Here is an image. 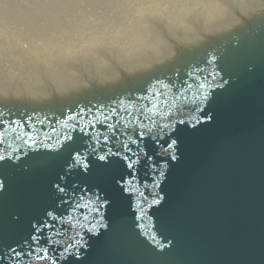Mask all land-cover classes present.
<instances>
[{"label": "water", "instance_id": "water-1", "mask_svg": "<svg viewBox=\"0 0 264 264\" xmlns=\"http://www.w3.org/2000/svg\"><path fill=\"white\" fill-rule=\"evenodd\" d=\"M245 24L123 85L0 104V264H264V15ZM42 69L0 64V97L43 100Z\"/></svg>", "mask_w": 264, "mask_h": 264}, {"label": "bare ground", "instance_id": "bare-ground-1", "mask_svg": "<svg viewBox=\"0 0 264 264\" xmlns=\"http://www.w3.org/2000/svg\"><path fill=\"white\" fill-rule=\"evenodd\" d=\"M26 1L28 6L22 0L17 5L20 10L12 6L6 9L3 4L0 7L3 24L0 64L59 68L62 65L57 64L59 54L67 58L75 56L87 68H96L107 63L103 56L118 57V65L137 62L146 56L148 59L166 56L176 53L177 46L181 48L201 40L196 29L189 27L191 20L200 21L206 29L221 23L223 27L219 29H227L235 21L226 18V9L233 12L239 8L245 12L252 8L255 13L264 5V0H105L100 11L90 8L83 14L68 11L63 15L57 10L62 0L40 1L41 4L49 2V8L39 6L38 1ZM86 4L94 5L93 2ZM156 23L173 26L180 33L186 28L192 29L195 38L188 37L180 43L178 33L172 36L174 39L166 36L164 40L165 31L154 29Z\"/></svg>", "mask_w": 264, "mask_h": 264}, {"label": "rangeland", "instance_id": "rangeland-1", "mask_svg": "<svg viewBox=\"0 0 264 264\" xmlns=\"http://www.w3.org/2000/svg\"><path fill=\"white\" fill-rule=\"evenodd\" d=\"M22 1L26 2L28 6V2L26 0H22ZM31 1H38L40 3V1H46V0H31ZM103 1L105 0H62L63 4L60 7H58L57 10L60 11V14H63V15L65 14L64 12H68V11H72V12L77 11L75 13L83 14L85 13V11H87L90 8H91L90 10L92 11H95V10L100 11L103 8L102 7ZM87 2H93L94 5L89 6L86 4ZM48 3L49 2H45L43 4L40 3L39 6L49 8ZM2 4H3V7H5L6 9L10 10V7L12 6L14 9L20 10L17 5L21 4V0L20 2H17V0H0V7H2ZM11 13H15V12H11ZM18 18H21V17H18ZM2 25L3 24L1 23V19H0V27H2Z\"/></svg>", "mask_w": 264, "mask_h": 264}, {"label": "snow or ice", "instance_id": "snow-or-ice-1", "mask_svg": "<svg viewBox=\"0 0 264 264\" xmlns=\"http://www.w3.org/2000/svg\"><path fill=\"white\" fill-rule=\"evenodd\" d=\"M101 159H104L103 157H101ZM129 167H131V164L129 165ZM61 191H63V189H61ZM82 207H86V205H83V204H79V203H73L72 207H71V212H75L77 209L79 208H82ZM71 212L69 215H71ZM50 216H52L53 214L52 213H49ZM60 222H63L64 221V217H60L58 218ZM42 227L44 228H54V225L52 224H48V223H44L42 225ZM56 234H59L58 232ZM33 239H35V237H33Z\"/></svg>", "mask_w": 264, "mask_h": 264}]
</instances>
